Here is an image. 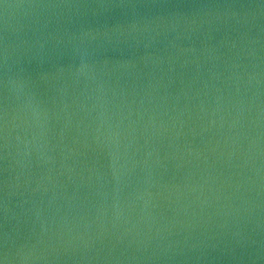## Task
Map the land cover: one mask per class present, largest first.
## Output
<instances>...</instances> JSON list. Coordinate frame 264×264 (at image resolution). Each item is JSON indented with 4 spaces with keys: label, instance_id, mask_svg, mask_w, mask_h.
Here are the masks:
<instances>
[{
    "label": "water",
    "instance_id": "water-1",
    "mask_svg": "<svg viewBox=\"0 0 264 264\" xmlns=\"http://www.w3.org/2000/svg\"><path fill=\"white\" fill-rule=\"evenodd\" d=\"M0 264H264V0H0Z\"/></svg>",
    "mask_w": 264,
    "mask_h": 264
}]
</instances>
